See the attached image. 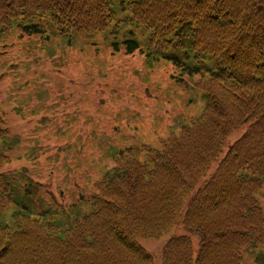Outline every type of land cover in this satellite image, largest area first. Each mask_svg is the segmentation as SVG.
<instances>
[{
  "label": "trees",
  "instance_id": "1",
  "mask_svg": "<svg viewBox=\"0 0 264 264\" xmlns=\"http://www.w3.org/2000/svg\"><path fill=\"white\" fill-rule=\"evenodd\" d=\"M120 17L134 28L121 38L126 52L141 49L143 33L150 50L200 76L203 108L161 148L118 152L88 209L64 221L45 217L31 178L18 185L0 170V218L10 220L0 219V264H154L137 239L179 224L196 246L173 236L161 264H252L244 249L264 264V0H0L1 34L13 24L39 33L47 21L65 38L113 34ZM7 131L0 114V143ZM7 159L0 151V168Z\"/></svg>",
  "mask_w": 264,
  "mask_h": 264
},
{
  "label": "rangeland",
  "instance_id": "2",
  "mask_svg": "<svg viewBox=\"0 0 264 264\" xmlns=\"http://www.w3.org/2000/svg\"><path fill=\"white\" fill-rule=\"evenodd\" d=\"M120 18V32L113 34L65 38L49 21L31 35L14 24L0 33V114L8 130L0 143L8 159L0 170L16 174L18 185L32 179L41 210H51L47 219L64 221L78 206L79 213L87 210L84 198L113 167L118 152L143 144L161 148L169 131L203 108L194 86L200 76H187L163 53L150 50L143 33L135 34L141 49L126 52L121 38L134 28ZM258 203L264 211V199ZM0 219L10 221L8 213ZM181 234L190 235L196 246L193 233L180 224L137 242L161 264L165 243ZM242 257L258 264L250 249L242 250Z\"/></svg>",
  "mask_w": 264,
  "mask_h": 264
}]
</instances>
